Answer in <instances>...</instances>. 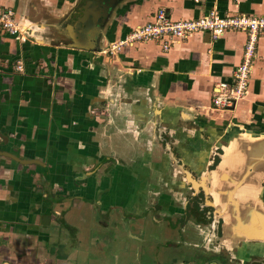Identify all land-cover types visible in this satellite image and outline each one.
Instances as JSON below:
<instances>
[{
    "label": "crops",
    "instance_id": "obj_1",
    "mask_svg": "<svg viewBox=\"0 0 264 264\" xmlns=\"http://www.w3.org/2000/svg\"><path fill=\"white\" fill-rule=\"evenodd\" d=\"M2 8L14 10L25 38L0 32V264H129L130 241L152 242V230L177 241L156 218L149 237L138 236L130 198L193 179L207 139L225 144L215 167L200 172L230 231L214 251L245 263L246 252L235 254L245 220L247 231L264 229L254 217L264 216V31L247 90L230 109L211 103L212 88L231 81L244 31L196 32L167 50L142 42L109 56L103 48L157 8L173 20L211 8L264 15V0H0ZM186 148L195 150L190 167Z\"/></svg>",
    "mask_w": 264,
    "mask_h": 264
},
{
    "label": "flooded vegetation",
    "instance_id": "obj_2",
    "mask_svg": "<svg viewBox=\"0 0 264 264\" xmlns=\"http://www.w3.org/2000/svg\"><path fill=\"white\" fill-rule=\"evenodd\" d=\"M207 136L210 137V133ZM202 145L200 144L201 147H198L203 151V154L205 152L204 161H206L197 164L200 166V171H195L193 179L180 177L176 180L160 181L158 182L161 183L160 188L153 190V187H151L150 190H147V193L142 192L143 194L140 190L135 189L134 196L130 198V206L133 211L130 221L136 225L138 236L142 235L143 239L149 237L147 234L148 229H146L147 222H153L156 218L162 223L159 228L168 229L170 225L171 232L179 237L176 241L172 233L163 234V232L159 231L160 234L164 235L165 241L157 244L155 239H157L159 233L153 234L152 230L153 250L168 251L167 245L171 243L172 250H175L174 253H178L175 258H170V255H167L166 264H228V250L223 247L224 250H219L218 253L214 251L217 247L216 244L219 242V237L223 236L224 221L219 213L216 212L214 204H211L212 196L207 194V191L205 192L202 187H199L203 183V179L198 174L203 170L205 172L215 167L219 162L222 146L225 144L218 146L207 139L205 141L206 147L204 148ZM194 151L190 152L186 148L185 152H183L184 161L189 167L191 164L188 159L195 154ZM173 156L176 157V152ZM174 192L178 193V196ZM121 199L124 202L127 200V196ZM261 199L264 201V194H261ZM193 216L196 219L197 216H200V218L196 221ZM262 216H254L259 219V221H256L259 222L258 225L264 223V216ZM216 223L219 228L217 236ZM251 223L249 220H245L244 232L238 246L239 250L237 248L235 254L238 255L242 250L249 255V258L243 264H264V229L256 228L247 231ZM205 226H207L206 230H204ZM155 235L156 237H154ZM141 241L143 240L141 239ZM215 242L217 243L215 244ZM187 247L190 248V253L186 251ZM219 256H224L225 261H219Z\"/></svg>",
    "mask_w": 264,
    "mask_h": 264
},
{
    "label": "built area",
    "instance_id": "obj_3",
    "mask_svg": "<svg viewBox=\"0 0 264 264\" xmlns=\"http://www.w3.org/2000/svg\"><path fill=\"white\" fill-rule=\"evenodd\" d=\"M151 15L150 20L136 26L122 38L109 42L103 53L114 56L121 48L142 42H155L162 50H167L196 32L206 31L216 38L227 30L244 31L246 42L242 61L232 71L231 81H219L212 88L211 103L216 108H232L247 90L256 40L264 31V15H227L212 8L200 16L185 19H171L165 8H157ZM20 28L12 8L0 9V32L12 35L16 40H24Z\"/></svg>",
    "mask_w": 264,
    "mask_h": 264
},
{
    "label": "rangeland",
    "instance_id": "obj_4",
    "mask_svg": "<svg viewBox=\"0 0 264 264\" xmlns=\"http://www.w3.org/2000/svg\"><path fill=\"white\" fill-rule=\"evenodd\" d=\"M198 174H200V173H198ZM200 203H201V200H200ZM193 218L196 221H198V218H200V216H197V219L194 216H193ZM201 224L203 225V223H201ZM206 228H207V226H205L204 230H206ZM218 229L219 228H218V225L216 223V236L218 233ZM130 242L133 245L132 244L130 245V250L128 251L129 258H131V255H132V260L129 262V264H166L167 263V257L166 256L170 255V252L167 250H161V251L153 250L154 244H152V242L150 240H147L145 242L144 241H130ZM216 243L217 242H215V244ZM121 246H123V245H121ZM186 251L190 253V248L187 247ZM123 258H121L119 263L122 264V261L124 260ZM126 261L128 262L129 260H126Z\"/></svg>",
    "mask_w": 264,
    "mask_h": 264
},
{
    "label": "water",
    "instance_id": "obj_5",
    "mask_svg": "<svg viewBox=\"0 0 264 264\" xmlns=\"http://www.w3.org/2000/svg\"><path fill=\"white\" fill-rule=\"evenodd\" d=\"M222 151H223V149H222ZM219 156H220V159H221L222 154L220 153ZM222 158H223V157H222ZM226 159H227V160H226V162H227V161H228V156L226 157ZM223 160H224V159H223ZM226 162L223 163V161H222V163H221L220 167L218 168V170L223 169V166H224V167L228 166V165H227L228 163H226ZM246 163H247V162H246ZM231 164H232V162H231ZM246 166H247V164H246ZM246 166H244V167H246ZM239 168H240V166H239ZM232 182H235V181L233 180ZM237 183H238V182L236 181L235 184H237ZM263 188H264V185H263ZM237 199L239 200L240 198L237 197ZM234 201H235V203H237V201H236L235 199H234ZM233 203H234V202H233ZM211 204H213V203H211ZM263 205H264V201H263Z\"/></svg>",
    "mask_w": 264,
    "mask_h": 264
},
{
    "label": "bare ground",
    "instance_id": "obj_6",
    "mask_svg": "<svg viewBox=\"0 0 264 264\" xmlns=\"http://www.w3.org/2000/svg\"><path fill=\"white\" fill-rule=\"evenodd\" d=\"M223 233H224V234H223L224 238L227 237V236L229 235L230 231H229V229H228L227 226L224 227V232H223Z\"/></svg>",
    "mask_w": 264,
    "mask_h": 264
}]
</instances>
